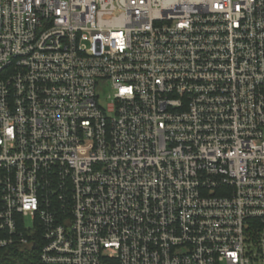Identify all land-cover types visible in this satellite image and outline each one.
<instances>
[{
  "label": "built area",
  "instance_id": "1",
  "mask_svg": "<svg viewBox=\"0 0 264 264\" xmlns=\"http://www.w3.org/2000/svg\"><path fill=\"white\" fill-rule=\"evenodd\" d=\"M14 250L264 264V0H0Z\"/></svg>",
  "mask_w": 264,
  "mask_h": 264
},
{
  "label": "trees",
  "instance_id": "2",
  "mask_svg": "<svg viewBox=\"0 0 264 264\" xmlns=\"http://www.w3.org/2000/svg\"><path fill=\"white\" fill-rule=\"evenodd\" d=\"M0 264H38V261L29 251L14 250L1 258Z\"/></svg>",
  "mask_w": 264,
  "mask_h": 264
},
{
  "label": "rangeland",
  "instance_id": "3",
  "mask_svg": "<svg viewBox=\"0 0 264 264\" xmlns=\"http://www.w3.org/2000/svg\"><path fill=\"white\" fill-rule=\"evenodd\" d=\"M108 93V92H107ZM104 94H105V92H104Z\"/></svg>",
  "mask_w": 264,
  "mask_h": 264
}]
</instances>
